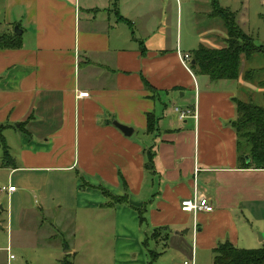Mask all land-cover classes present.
I'll return each mask as SVG.
<instances>
[{
	"label": "crops",
	"instance_id": "0c3cea01",
	"mask_svg": "<svg viewBox=\"0 0 264 264\" xmlns=\"http://www.w3.org/2000/svg\"><path fill=\"white\" fill-rule=\"evenodd\" d=\"M2 4L0 34L14 33L17 27L20 33L14 34L20 36L21 46L0 49V135L14 129L19 137L17 160L5 164L9 184L16 187L11 193L4 191L11 202L10 224L3 221L2 210L0 229L6 226L12 237L34 215L20 194L25 187L13 183L16 173L22 184L46 188V173L73 171V188L68 190L75 207L81 179L87 184L82 195L91 198L89 191L95 193L86 209L135 212L129 204H146V223L138 229L167 227L165 242L173 232L188 231L195 250L212 254L225 239L237 247V216L264 205V169L239 167L237 135L230 125L236 118L233 100L264 105V88L259 86L264 65L242 57L238 78L213 81L182 66L178 52L190 53L200 44L219 49L225 45L226 30L221 19L210 16V0ZM200 7L205 8L206 31L198 41L193 34L183 43V9L192 17ZM247 70H255L252 79L243 77ZM144 79L154 89L153 96ZM79 93L87 96L78 97ZM175 107L195 109L197 118L180 120ZM147 113L157 117L155 133L146 132ZM114 120L131 127L132 134L124 136ZM149 147L155 153L154 173L144 167L143 152ZM122 178L129 204L105 205L108 198L100 189L123 195ZM194 187L208 198L212 211H181L180 202L192 197ZM42 203L40 212L51 207ZM57 207V227L64 232L71 225L75 229V214L66 216L62 210L73 207ZM127 215L132 216L126 212L121 220L125 222ZM66 252L76 255L74 248Z\"/></svg>",
	"mask_w": 264,
	"mask_h": 264
},
{
	"label": "rangeland",
	"instance_id": "374dc122",
	"mask_svg": "<svg viewBox=\"0 0 264 264\" xmlns=\"http://www.w3.org/2000/svg\"><path fill=\"white\" fill-rule=\"evenodd\" d=\"M263 1H219L222 6L229 7L238 14L237 17L243 21L242 24H239L242 32L251 36L256 45L264 43ZM190 7H193V5L188 6L186 9ZM204 11L205 8L200 7L196 15L193 14L190 17L186 15V10L183 9V23L181 21L183 43L188 42L193 34L196 35L194 37L198 41L202 35L200 33L206 31L205 24H202ZM3 17V4L0 0V22ZM219 26L223 28L221 23ZM195 43L197 42H194L193 47H195ZM187 54L191 58V54ZM251 58L254 64L255 62H261L264 65V59L258 54H254ZM256 59L257 61H255ZM252 71L253 74L255 70ZM259 76L260 79L264 78V68ZM248 102L257 104L258 101ZM172 113L175 114L174 109ZM12 130L3 131L1 134L8 145L7 151L10 159L4 156L3 145L5 143L0 135V212L3 210L1 217L4 222L7 219V225L8 222L10 224L11 202L5 197L3 188L9 185L10 169L5 164L9 165L13 162L19 153L17 130ZM248 159L249 157L245 156V161ZM45 177L49 179L46 188H44V185L41 186L40 183L36 186L22 184L18 174L14 175L13 183L14 185L20 184L19 187H25L24 192L20 194H22L23 203L27 207H33L34 215L30 216L31 221L22 224L20 231L13 232L12 237L11 233L10 237L8 236L6 226L4 230L0 229V264H59L65 258L73 264H147V249H155L160 253L155 264H183L184 260H190L192 239L188 231H183L182 235H174L173 232L170 234L166 246L156 245L151 238V232H145V228L140 230L142 224H139L137 214L132 210L125 208L123 213V210L96 212V210L86 209L84 205L93 199L95 193L89 191L88 194L91 195V198H85L81 190L86 188L87 184L81 179L77 187L78 199L75 207L74 196L70 197L68 190L73 188V171H51L46 173ZM27 178L32 179L33 175L28 174ZM43 201L51 207L40 212L39 207L43 204ZM58 204L64 207H73L72 210L64 208L62 210L65 211L66 216L69 215V212L75 214V229L71 225V229L64 232L62 228L57 227L54 218ZM126 212H130L134 218H137L136 221L130 215L124 218L125 222L122 221L121 216L125 215ZM236 219L240 238L237 247L241 249L264 248V205L259 204L251 210V213L239 214ZM13 221L15 222V220ZM138 227L140 228L138 229ZM8 231L10 232V227H8ZM147 239L149 245L147 244L144 247V242ZM61 243H63L62 247L60 246ZM7 246H9V251H6ZM71 248L76 250V255H67L69 253L66 252V249L70 250ZM195 251L197 264H212L213 254L210 251L201 249ZM9 255H12L13 258L8 260Z\"/></svg>",
	"mask_w": 264,
	"mask_h": 264
},
{
	"label": "trees",
	"instance_id": "16d2710c",
	"mask_svg": "<svg viewBox=\"0 0 264 264\" xmlns=\"http://www.w3.org/2000/svg\"><path fill=\"white\" fill-rule=\"evenodd\" d=\"M210 16L219 17L223 22L226 30V38L224 47L209 48L202 44L190 52L191 61L190 68L196 74L206 75L210 80L220 79H236L239 76L241 56L245 59H250L254 54H258L264 59V43L256 45L251 36L242 32L237 20V14L228 7H222L219 0H210ZM21 46L20 36L14 33L0 34V49L2 48H19ZM192 61H194L192 63ZM252 70H247L243 73L246 79H252ZM259 85L264 88V78L259 81ZM144 86L152 92L155 91L144 79ZM236 109V118L230 121L231 127L237 135V151L240 168H256L264 169V105L245 102L239 99L233 100ZM146 132L155 133L158 131L157 117L153 113L146 114ZM3 125H0V131ZM22 128V124H20ZM24 129V128H22ZM7 146L3 145L4 156L9 157ZM146 171L154 173L153 159L155 153L152 147L144 150ZM245 156L249 157L245 161ZM122 186L125 189L123 195L117 196L111 194L107 189H100L101 192L108 198L107 206H112L119 203L129 204V199L126 191V184L123 180ZM129 206L136 212L138 222L141 225L146 223V204L140 206ZM167 227H157L151 232V238L156 245L160 241H165L168 238ZM147 241L144 242V247L147 246ZM149 245V244H148ZM159 252L155 249H147V264H155L159 256ZM212 264H264V248L257 249H241L233 246L229 241H219L217 246L212 250ZM69 256V254H67ZM59 264H73L68 259L60 261Z\"/></svg>",
	"mask_w": 264,
	"mask_h": 264
},
{
	"label": "built area",
	"instance_id": "2783aa9c",
	"mask_svg": "<svg viewBox=\"0 0 264 264\" xmlns=\"http://www.w3.org/2000/svg\"><path fill=\"white\" fill-rule=\"evenodd\" d=\"M180 62L184 68L187 70H191L190 68V61L191 58L189 54L187 53H181L178 52ZM87 96V93H79L78 97H85ZM175 111L178 114V118L180 120L187 118L188 116L193 117L194 119L197 118L196 110H190V109H179L178 107H175ZM197 171V170H196ZM4 190H7L8 193H11L16 190V187L9 184L6 188H3ZM180 209L183 212L193 213L196 215L199 212H210L212 211V204H210L208 198L206 196H203L202 194L198 193L196 190V187H194L193 195L190 198L183 199L180 202ZM193 232H196V225H193ZM195 241L193 240V248L191 253L190 260H184L183 264H197L196 258H195ZM6 251H9V246L6 248ZM13 258L12 255H9V259Z\"/></svg>",
	"mask_w": 264,
	"mask_h": 264
},
{
	"label": "water",
	"instance_id": "95a60500",
	"mask_svg": "<svg viewBox=\"0 0 264 264\" xmlns=\"http://www.w3.org/2000/svg\"><path fill=\"white\" fill-rule=\"evenodd\" d=\"M14 33H17V34H19L20 32L18 31V28L17 27H15L14 28ZM194 61H192V63H193ZM112 124L115 126V127H117L122 133H123V135L124 136H130L131 134H132V128L131 127H129V126H126V125H124V124H121V123H119V122H117V121H113L112 122ZM66 251H70L69 249H66Z\"/></svg>",
	"mask_w": 264,
	"mask_h": 264
}]
</instances>
